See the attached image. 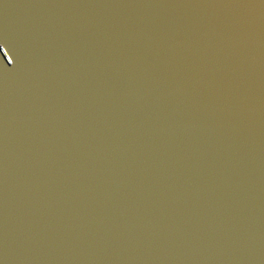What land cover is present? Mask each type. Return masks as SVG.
Masks as SVG:
<instances>
[{
	"label": "water",
	"instance_id": "95a60500",
	"mask_svg": "<svg viewBox=\"0 0 264 264\" xmlns=\"http://www.w3.org/2000/svg\"><path fill=\"white\" fill-rule=\"evenodd\" d=\"M0 264H264V0H0Z\"/></svg>",
	"mask_w": 264,
	"mask_h": 264
}]
</instances>
